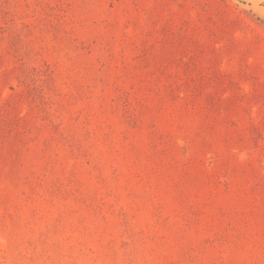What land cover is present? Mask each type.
<instances>
[{"label": "rangeland", "instance_id": "obj_1", "mask_svg": "<svg viewBox=\"0 0 264 264\" xmlns=\"http://www.w3.org/2000/svg\"><path fill=\"white\" fill-rule=\"evenodd\" d=\"M0 264H264V0H0Z\"/></svg>", "mask_w": 264, "mask_h": 264}]
</instances>
